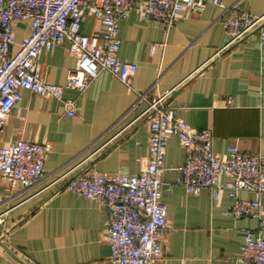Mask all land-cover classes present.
<instances>
[{
  "label": "crops",
  "instance_id": "1",
  "mask_svg": "<svg viewBox=\"0 0 264 264\" xmlns=\"http://www.w3.org/2000/svg\"><path fill=\"white\" fill-rule=\"evenodd\" d=\"M220 1L223 6L210 3L201 13L187 10L172 26L132 11L120 22L118 52L138 66L131 85L102 71L80 96L75 116L67 115L56 98L21 90L22 100L0 128V142L35 141L48 144L50 151L46 177L32 188L12 187L0 175V214L5 217L0 239L28 264H116L110 258L105 207L64 185L83 175L89 163L106 174L144 172L150 157V118L144 112L167 91V104L179 118L213 130L216 154L227 156L236 145L264 156V43L255 31L227 46L223 24L233 9L264 14V0ZM102 30L93 16L81 25L86 34ZM29 34V22L16 24L14 51ZM152 44L157 45L153 53ZM67 47L63 43L42 53L46 81L65 86L77 65ZM64 95L75 98L78 92L65 88ZM185 158L179 138L170 137L163 174L169 230L160 264H245L240 260L243 230L255 229L259 217L225 215L234 203L227 193L215 205L208 189L193 195L176 185ZM239 196L253 199L255 194L241 191ZM0 264L23 263L0 245Z\"/></svg>",
  "mask_w": 264,
  "mask_h": 264
},
{
  "label": "built area",
  "instance_id": "2",
  "mask_svg": "<svg viewBox=\"0 0 264 264\" xmlns=\"http://www.w3.org/2000/svg\"><path fill=\"white\" fill-rule=\"evenodd\" d=\"M210 3L223 6L220 0H0V128L22 100V89L58 99L65 113L75 116L80 96L102 71L131 85L138 66L122 60L118 52L122 43L120 22L132 11L136 10L145 20L172 26L187 10L201 13ZM87 16L100 20L101 33L81 32ZM23 21L29 22L30 34L14 51L16 24ZM223 24L229 39L227 46L255 31L264 43V14L233 9ZM63 43H68V52L77 60L65 86L46 81L40 67L42 53ZM156 47L152 44V53ZM65 88L76 90L78 96L65 97ZM170 93L153 99L144 112L150 118V157L144 172L106 174L88 166L83 175L71 178L64 186L105 207L113 262L160 264L169 230L168 209L163 200L165 157L168 140L177 136L186 158L177 168L180 175L176 185L193 195L208 189L215 205L227 193L234 203L224 210L225 215L259 217L255 229L243 230L240 260L245 264H264V156L244 152L236 145L230 146L227 156L216 154L213 130L193 127L179 118L176 109L167 104ZM140 96L146 98V94ZM49 151L46 143L23 139L9 144L0 142L1 177L12 187L36 186L46 177ZM241 191L254 192L255 197L241 198ZM4 221V214H0V225Z\"/></svg>",
  "mask_w": 264,
  "mask_h": 264
},
{
  "label": "water",
  "instance_id": "3",
  "mask_svg": "<svg viewBox=\"0 0 264 264\" xmlns=\"http://www.w3.org/2000/svg\"><path fill=\"white\" fill-rule=\"evenodd\" d=\"M175 94V92H174ZM91 163L86 164L85 166H83V169H86L88 166H90ZM74 178V177H73ZM68 183V182H67ZM66 183V184H67ZM63 184H60L58 186H56L54 188V192H57L58 190H60L62 188ZM53 194V192L49 193L48 195H46L43 198V201L47 200L51 195ZM0 245L4 247V249H6L12 256H14L17 260H19L21 263L23 264H28L26 261H24L19 255H17L15 252H13L1 239H0Z\"/></svg>",
  "mask_w": 264,
  "mask_h": 264
}]
</instances>
